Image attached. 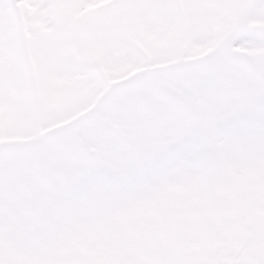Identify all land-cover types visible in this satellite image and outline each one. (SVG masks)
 I'll return each instance as SVG.
<instances>
[{
	"label": "snow or ice",
	"instance_id": "obj_1",
	"mask_svg": "<svg viewBox=\"0 0 264 264\" xmlns=\"http://www.w3.org/2000/svg\"><path fill=\"white\" fill-rule=\"evenodd\" d=\"M0 264H264V0H0Z\"/></svg>",
	"mask_w": 264,
	"mask_h": 264
}]
</instances>
